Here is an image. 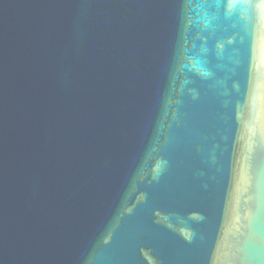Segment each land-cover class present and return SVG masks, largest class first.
<instances>
[{"label": "water", "instance_id": "water-1", "mask_svg": "<svg viewBox=\"0 0 264 264\" xmlns=\"http://www.w3.org/2000/svg\"><path fill=\"white\" fill-rule=\"evenodd\" d=\"M0 264H264V0H0Z\"/></svg>", "mask_w": 264, "mask_h": 264}]
</instances>
